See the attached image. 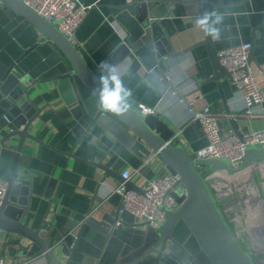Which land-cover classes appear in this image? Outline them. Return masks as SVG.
I'll return each mask as SVG.
<instances>
[{
    "label": "crops",
    "instance_id": "0c3cea01",
    "mask_svg": "<svg viewBox=\"0 0 264 264\" xmlns=\"http://www.w3.org/2000/svg\"><path fill=\"white\" fill-rule=\"evenodd\" d=\"M82 1L92 8L76 32L75 45L88 69L98 78L101 61L119 65L125 86L132 90V107L144 104L153 109L175 132L190 158L196 159L207 139L200 124L192 120L189 103L196 101L194 107L198 110L210 107L220 117L225 135L234 133L230 119L241 134L264 127L262 118L246 115L243 96L226 73L215 79L209 51L198 44L205 33L195 26L200 17L197 4L180 5L170 15L177 30L172 40L175 50L194 48L170 60L167 71L157 66L148 72L139 60L125 54L127 33L110 13L111 7L127 0ZM207 1L204 11L215 10L224 16L220 38L213 40L217 53L242 43L253 44L256 62L251 65L264 93V0ZM12 65L22 79L31 82V100L44 107L29 130L38 142L27 140L17 163L15 184L27 189L30 204L24 224L33 230L44 225L46 229L41 230L40 237L62 264H133L140 260L155 243L158 232L128 213L118 214L122 196L117 190L122 184L107 177L99 166L118 175L132 172L129 181L142 188L147 180L169 174L164 161L152 153L151 163L144 167L148 156L133 150L136 140L132 134L110 125L113 122L108 118L102 124L94 123L73 83L63 94L56 79L65 75L70 65L62 52L52 42H42L31 23L0 2V78ZM165 75L172 77V83L160 81ZM171 86L188 92L187 103L178 102ZM84 95L91 104L90 95ZM5 99L0 92V142L15 130L11 108L3 107ZM24 100L25 97L19 104ZM261 112L264 113V103ZM18 141L13 137L0 146V178L7 182ZM199 170L205 177L210 171L204 166ZM258 196L264 199L261 187ZM258 200L251 201L254 209ZM91 219L100 227L90 225ZM251 221L242 222L249 228ZM156 254L139 264H154ZM41 257L37 244L2 230L0 258L4 264H38Z\"/></svg>",
    "mask_w": 264,
    "mask_h": 264
},
{
    "label": "water",
    "instance_id": "95a60500",
    "mask_svg": "<svg viewBox=\"0 0 264 264\" xmlns=\"http://www.w3.org/2000/svg\"><path fill=\"white\" fill-rule=\"evenodd\" d=\"M0 2L17 17L31 23L41 34L42 42L50 41L62 52L70 65L68 72L56 79V85L63 94H66L73 83L82 100L84 99L88 116L94 123L102 124L108 118L113 122L110 125L133 135L136 140L133 146L135 152H142L146 156L152 153L158 155L164 161L168 172L179 177L186 194L182 198L175 195L179 205L176 211L162 208L165 223L161 226L155 243L133 264H139L153 253H157L154 264H257L252 253L244 249L235 236L199 167H208L211 172L225 171L229 175H235L264 164V147L247 148L242 164L238 168H233L223 159L198 161L187 155L175 132L157 115H145L134 107L123 117L99 111L92 96V91L98 87V78L86 66L77 46L59 30L58 23L45 19L28 7L23 0ZM79 2L82 4L83 1ZM207 2V0H127L111 7L110 13L127 33L125 54L139 60L148 72L157 66L165 72L170 60L194 48L183 52L175 50L172 40L177 30L170 15L180 5L197 4L201 16L205 12L203 5ZM198 44L205 45L209 51L215 79L224 73L231 79L230 74L220 65L212 37L205 34L204 40ZM35 47L25 51V55ZM252 62H256L253 44L250 52V63ZM109 63L112 64V61ZM30 86L31 82L22 79L15 65L0 78V92L6 98L3 107L11 108L15 117L13 122L15 130L10 131L1 140L0 146L5 145L13 137L19 138L8 179V189L0 207V229L21 235L37 244L42 254L38 264H62L56 259L51 247L40 237L44 225L33 230L24 224L30 211L28 192L26 188L15 184L17 163L25 142L27 140L38 142L30 135V127L44 110V107H38L31 100ZM83 90L84 94L90 95L92 101L89 105L82 93ZM23 97L25 100L20 105L19 101ZM225 110L227 116L231 117L230 110L227 108ZM229 121L234 133L241 137L234 121L231 119ZM99 167L105 171L107 177L117 179L126 191L144 194L140 187L125 180L122 175ZM88 223L100 227L93 219Z\"/></svg>",
    "mask_w": 264,
    "mask_h": 264
},
{
    "label": "built area",
    "instance_id": "2783aa9c",
    "mask_svg": "<svg viewBox=\"0 0 264 264\" xmlns=\"http://www.w3.org/2000/svg\"><path fill=\"white\" fill-rule=\"evenodd\" d=\"M23 2L43 16L45 19L58 23L59 30L69 40L76 44V32L84 22L92 6L80 4L79 0H23ZM251 44L242 43L237 46L224 48L218 51L220 65L230 74L231 81L236 90L242 94L246 115L259 116L264 122V113L261 106L264 103V93L262 92L250 63ZM161 82L172 83V77L165 75L160 78ZM171 93L178 98L179 103H187L186 91L171 86ZM196 101L188 104V110L193 121L200 124L207 139V145L197 151L196 159L206 161L213 159H223L230 163L233 168H238L242 164L245 150L249 147H264V127L257 131L241 134H223L220 126V117L214 113L210 107L206 106L200 110L194 107ZM137 109L145 115L155 114V111L144 104H139ZM5 120L10 122L7 116ZM154 156H157L156 154ZM153 157L148 156L143 166L151 163ZM249 170V169H248ZM135 173H138L136 171ZM244 172L229 175L225 171H209L206 180L210 184L216 180L222 183L235 180L240 181ZM133 173L125 171L122 177L130 180ZM177 175L168 174L157 176L147 180L141 188L144 194L134 191H126L122 185L117 192L122 196V203L118 209V214H130L137 220H142L149 228L159 232L165 223V214L162 208L169 211H176L178 203L175 195L182 198L186 192L179 182ZM8 189V182L0 178V207ZM258 195L260 192L258 191ZM223 199V198H221ZM259 207L264 210V199L259 197ZM120 224V223H118ZM2 230L0 229V241ZM252 253V252H251ZM253 255V254H252ZM0 264H4L0 258Z\"/></svg>",
    "mask_w": 264,
    "mask_h": 264
},
{
    "label": "rangeland",
    "instance_id": "374dc122",
    "mask_svg": "<svg viewBox=\"0 0 264 264\" xmlns=\"http://www.w3.org/2000/svg\"><path fill=\"white\" fill-rule=\"evenodd\" d=\"M260 187L264 190V164L246 170L238 182L216 180L211 191L241 246L252 252L257 264H264V210L258 207ZM253 198L258 200L255 209L251 205ZM250 219L247 228L242 221Z\"/></svg>",
    "mask_w": 264,
    "mask_h": 264
},
{
    "label": "clouds",
    "instance_id": "9594fccd",
    "mask_svg": "<svg viewBox=\"0 0 264 264\" xmlns=\"http://www.w3.org/2000/svg\"><path fill=\"white\" fill-rule=\"evenodd\" d=\"M223 20V14L215 10L205 11L195 21V26L213 40H218ZM99 69L98 87L92 91L97 109L115 117L125 116L132 108V90L125 86L119 65L101 61Z\"/></svg>",
    "mask_w": 264,
    "mask_h": 264
}]
</instances>
